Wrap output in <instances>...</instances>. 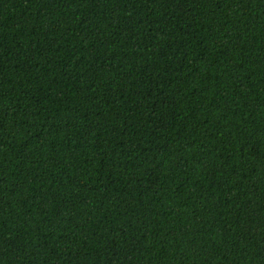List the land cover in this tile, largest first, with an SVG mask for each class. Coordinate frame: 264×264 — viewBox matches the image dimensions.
<instances>
[{"label": "trees", "instance_id": "trees-1", "mask_svg": "<svg viewBox=\"0 0 264 264\" xmlns=\"http://www.w3.org/2000/svg\"><path fill=\"white\" fill-rule=\"evenodd\" d=\"M0 264H264V0H0Z\"/></svg>", "mask_w": 264, "mask_h": 264}]
</instances>
